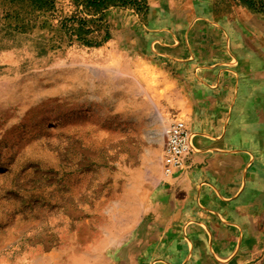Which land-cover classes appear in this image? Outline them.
Masks as SVG:
<instances>
[{"label": "rangeland", "instance_id": "1", "mask_svg": "<svg viewBox=\"0 0 264 264\" xmlns=\"http://www.w3.org/2000/svg\"><path fill=\"white\" fill-rule=\"evenodd\" d=\"M169 1L181 3L92 15L74 0H0V264H99L101 243L137 223L162 135L184 121L159 103L173 83L147 57ZM194 1L215 21L264 17Z\"/></svg>", "mask_w": 264, "mask_h": 264}, {"label": "crops", "instance_id": "2", "mask_svg": "<svg viewBox=\"0 0 264 264\" xmlns=\"http://www.w3.org/2000/svg\"><path fill=\"white\" fill-rule=\"evenodd\" d=\"M180 1L150 19L166 32L147 57L167 67L159 103L191 152L168 176L152 170L137 223L101 243L99 264H264V17L215 21Z\"/></svg>", "mask_w": 264, "mask_h": 264}, {"label": "built area", "instance_id": "3", "mask_svg": "<svg viewBox=\"0 0 264 264\" xmlns=\"http://www.w3.org/2000/svg\"><path fill=\"white\" fill-rule=\"evenodd\" d=\"M189 132L185 123L173 119L162 135L161 170L170 175L174 169L184 165L190 155Z\"/></svg>", "mask_w": 264, "mask_h": 264}, {"label": "trees", "instance_id": "4", "mask_svg": "<svg viewBox=\"0 0 264 264\" xmlns=\"http://www.w3.org/2000/svg\"><path fill=\"white\" fill-rule=\"evenodd\" d=\"M236 2H243L247 6L264 12V0H235ZM75 4L81 5L80 11H85L87 14L95 15L102 12L109 7H128L134 9L136 12H145L148 8L147 0H74ZM94 19H91L93 22ZM80 27L86 25L84 21L79 22ZM90 31L88 28L85 30Z\"/></svg>", "mask_w": 264, "mask_h": 264}, {"label": "bare ground", "instance_id": "5", "mask_svg": "<svg viewBox=\"0 0 264 264\" xmlns=\"http://www.w3.org/2000/svg\"><path fill=\"white\" fill-rule=\"evenodd\" d=\"M177 119H178V118H177ZM180 120H181V119H180ZM183 122H184V121H183ZM185 125H186V124H185ZM186 127H187V126H186ZM187 129H188V128H187ZM188 132H189V130H188ZM174 170H175V169H174ZM172 173H173V172H172ZM172 173H171V174H172Z\"/></svg>", "mask_w": 264, "mask_h": 264}]
</instances>
